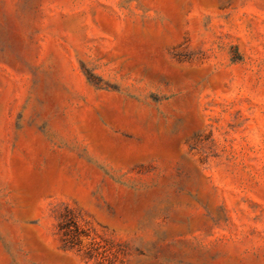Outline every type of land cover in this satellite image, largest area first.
<instances>
[{"label": "rangeland", "instance_id": "1", "mask_svg": "<svg viewBox=\"0 0 264 264\" xmlns=\"http://www.w3.org/2000/svg\"><path fill=\"white\" fill-rule=\"evenodd\" d=\"M0 264H264V0H0Z\"/></svg>", "mask_w": 264, "mask_h": 264}, {"label": "trees", "instance_id": "2", "mask_svg": "<svg viewBox=\"0 0 264 264\" xmlns=\"http://www.w3.org/2000/svg\"><path fill=\"white\" fill-rule=\"evenodd\" d=\"M57 229L64 244L72 248H80L81 238L86 237L82 228L76 223L71 211L66 208L59 215Z\"/></svg>", "mask_w": 264, "mask_h": 264}]
</instances>
